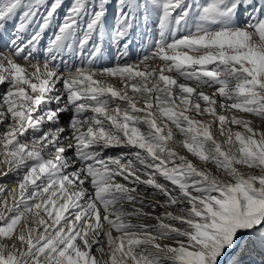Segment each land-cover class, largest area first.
Listing matches in <instances>:
<instances>
[{
	"label": "snow or ice",
	"instance_id": "snow-or-ice-1",
	"mask_svg": "<svg viewBox=\"0 0 264 264\" xmlns=\"http://www.w3.org/2000/svg\"><path fill=\"white\" fill-rule=\"evenodd\" d=\"M0 264H264V0H0Z\"/></svg>",
	"mask_w": 264,
	"mask_h": 264
},
{
	"label": "bare ground",
	"instance_id": "bare-ground-1",
	"mask_svg": "<svg viewBox=\"0 0 264 264\" xmlns=\"http://www.w3.org/2000/svg\"><path fill=\"white\" fill-rule=\"evenodd\" d=\"M2 50V49H0ZM15 179V177L13 176H9L7 180H4V181H0V183H7V184H12L13 180Z\"/></svg>",
	"mask_w": 264,
	"mask_h": 264
},
{
	"label": "rangeland",
	"instance_id": "rangeland-1",
	"mask_svg": "<svg viewBox=\"0 0 264 264\" xmlns=\"http://www.w3.org/2000/svg\"><path fill=\"white\" fill-rule=\"evenodd\" d=\"M14 181H15V179L13 180V182H12V183H14Z\"/></svg>",
	"mask_w": 264,
	"mask_h": 264
}]
</instances>
